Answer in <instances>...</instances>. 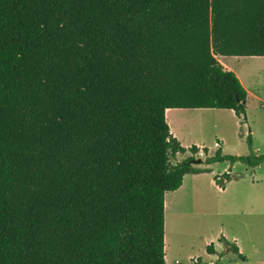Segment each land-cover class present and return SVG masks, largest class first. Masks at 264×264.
<instances>
[{"label": "trees", "instance_id": "trees-1", "mask_svg": "<svg viewBox=\"0 0 264 264\" xmlns=\"http://www.w3.org/2000/svg\"><path fill=\"white\" fill-rule=\"evenodd\" d=\"M216 55L264 56V0H0V264H166L165 194L205 171L166 109L246 122Z\"/></svg>", "mask_w": 264, "mask_h": 264}, {"label": "rangeland", "instance_id": "rangeland-1", "mask_svg": "<svg viewBox=\"0 0 264 264\" xmlns=\"http://www.w3.org/2000/svg\"><path fill=\"white\" fill-rule=\"evenodd\" d=\"M216 58L224 68H231L247 91L246 122L242 123V118L231 109H188L172 127L177 129L182 146L204 144L208 154H194V159H200L197 163L203 165L206 155H213L218 148L230 155L264 154V56ZM190 155L189 151L179 153L172 162ZM208 165L205 171L219 175L228 171L230 180L221 191L213 183V174L204 173L191 188L190 198L183 191L180 198L168 196L164 210L166 264H215L218 259L221 264H264V161L255 166L241 161ZM187 197L190 206L185 212L183 204ZM216 235V251L210 253L208 239ZM222 235L230 241L236 239L242 258L219 239Z\"/></svg>", "mask_w": 264, "mask_h": 264}, {"label": "crops", "instance_id": "crops-1", "mask_svg": "<svg viewBox=\"0 0 264 264\" xmlns=\"http://www.w3.org/2000/svg\"><path fill=\"white\" fill-rule=\"evenodd\" d=\"M228 69L231 70V68H228ZM191 109L195 110V109H207V108H191ZM187 110L188 109H186V108H168L165 111L166 120H167L168 124H170V127H169L170 128V131H171V133L176 138H178L177 129L176 128H173L172 126H174V124H177L180 121L182 115L185 114L187 112ZM198 111L199 110H195L194 112H198ZM195 145L198 147L199 151H202L203 150L204 144H195ZM184 147H186V146H184ZM207 154H208V150H207ZM194 166L197 167V168H201V169L208 170V166L209 165L208 164H204L203 165V164L194 163ZM204 173H212L213 174V183L217 187V183H216V181L214 179V176H221L222 174L219 175L218 173H215L214 171H210V172L209 171H202V172H199V173H186L183 176V180H182L181 186L178 189H176L175 191L167 192L165 194L164 210L166 211V202H167V199H168V196L169 195H178V197H179L180 192L183 191L182 192L183 195L185 197L188 195V197L190 198L189 193H190L191 188H194V186L196 185V182H197L198 177L200 175L204 174ZM225 173H229V172L226 171ZM229 175H230V173H229ZM226 182H228V181H225V183ZM217 188L220 189L221 187L218 186ZM225 188H226L225 186H224V188H221V191H224ZM188 197H187V199L184 200L183 211L187 210L189 208V206H190L189 203H188V201H189V198ZM222 237H224L229 242L233 241L232 243H234L238 247L239 253H241V248L238 246V244L236 242V239L234 237L231 238L232 239L231 241L228 239V237H226L224 235H222ZM209 240H211L210 243L212 244L214 251H216L215 250V243H216V241H218V235H216L215 237H211L210 239H208V241Z\"/></svg>", "mask_w": 264, "mask_h": 264}, {"label": "water", "instance_id": "water-1", "mask_svg": "<svg viewBox=\"0 0 264 264\" xmlns=\"http://www.w3.org/2000/svg\"><path fill=\"white\" fill-rule=\"evenodd\" d=\"M193 161H194V163H197V162H200V159H198V160L195 159Z\"/></svg>", "mask_w": 264, "mask_h": 264}, {"label": "built area", "instance_id": "built-area-1", "mask_svg": "<svg viewBox=\"0 0 264 264\" xmlns=\"http://www.w3.org/2000/svg\"><path fill=\"white\" fill-rule=\"evenodd\" d=\"M220 177H221V176H220ZM217 178H218V177H217ZM223 181H224V180H223ZM175 262H176V263H178V261H177V260H176Z\"/></svg>", "mask_w": 264, "mask_h": 264}]
</instances>
